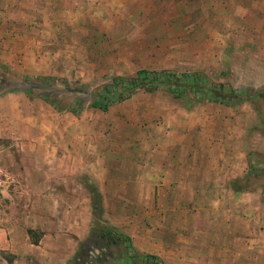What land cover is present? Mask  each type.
I'll list each match as a JSON object with an SVG mask.
<instances>
[{
    "label": "rangeland",
    "instance_id": "rangeland-1",
    "mask_svg": "<svg viewBox=\"0 0 264 264\" xmlns=\"http://www.w3.org/2000/svg\"><path fill=\"white\" fill-rule=\"evenodd\" d=\"M19 1L21 47L33 42L39 53H13V35L1 29L13 21L0 20V94L24 89L46 96L62 112H70L67 107L96 110L90 103L110 77L130 76L144 67L200 71L215 85L235 89L239 98L222 105L192 94L173 97L140 89L110 105L108 112L119 117L114 131L120 164L105 174L95 167L93 174L104 177L108 190L99 192L93 184L87 198L68 199L67 221L30 228V234L13 221L31 199L19 202L0 191V264H134L145 253L157 256L160 264H264V249L247 215L213 206L204 190L180 188L176 182L186 179L183 167L164 169L157 155L162 135L169 143L175 131L182 133L183 144L195 143L207 153L206 131L217 124L209 114L220 113L225 124L246 128L247 162L257 165L264 158V15H255L258 21L249 27L235 18L210 21L205 0H190L195 5L189 0H102L101 6L94 0L64 6L60 0L58 15L78 19L55 37L43 19L37 22L38 33L29 31L31 5L44 18L52 11L48 0H0V13L17 14ZM22 61L33 66L31 71L20 67ZM11 141L0 132V179L19 160ZM148 148L150 157L142 158ZM184 152L189 149L180 156ZM202 175H195L194 186L205 179ZM105 227L127 236L128 243L113 244L102 234Z\"/></svg>",
    "mask_w": 264,
    "mask_h": 264
},
{
    "label": "crops",
    "instance_id": "crops-1",
    "mask_svg": "<svg viewBox=\"0 0 264 264\" xmlns=\"http://www.w3.org/2000/svg\"><path fill=\"white\" fill-rule=\"evenodd\" d=\"M59 1L48 0L52 11L44 18L37 12L34 13L31 5V33L41 30L37 26L40 19L46 22L47 28L55 37L65 27L74 28L73 20L78 17H60L55 10ZM61 1L64 6L69 2L77 5L86 3L85 0ZM101 2L102 0H94V5L101 6ZM189 5L195 3L189 0ZM204 5L210 21L235 18L251 27L258 21L255 15H264V0H205ZM16 7L17 14L0 13V20L13 21L12 26L1 29L13 35V53L20 51L21 56L31 57L34 53H39L38 45L31 42L23 46L24 48L21 47L20 40L24 29L20 1ZM20 67L25 72L33 68L24 61ZM209 116L217 124H213L206 131L209 138L205 144V148L208 146L207 153L203 146L198 148L197 144L191 142L183 144L180 137L182 133L176 134L175 131L173 141L166 143L163 134L164 141L158 143L159 164L164 169L169 164L174 165L175 170L178 166L183 167L182 174L184 173L186 179L177 178L176 182L180 183V188L204 190L212 198L213 206L227 208L229 213H234L237 208L239 214H246L252 223L255 241L264 249V158L257 165L248 163L243 139L244 133H247L246 128L225 124L220 113H211ZM118 118L108 110L99 109H80L77 114L62 112L40 97L27 96L20 90L1 93L0 132L12 138L11 143L19 160L13 162L11 169L2 171L0 191L4 196L13 195L19 202L22 199H31L30 203L24 201L21 204V213L15 216L13 222H20L28 229H49L54 223L63 224L68 220L69 198H87L93 191V184L99 192L107 191L104 177L93 174L95 167H98L100 174H105L109 167L120 164L121 148L114 131V127L119 124ZM173 130H177V127ZM149 148L145 149L142 158L150 157ZM183 149H189V152L180 156ZM94 150L99 153L103 151L104 156L91 154ZM106 154L108 158L105 157ZM200 174L205 175V179L202 182L201 179L198 180L199 187L194 186V177ZM113 182L117 183V179L113 178ZM87 184H90L89 192ZM27 212L30 217H27Z\"/></svg>",
    "mask_w": 264,
    "mask_h": 264
},
{
    "label": "trees",
    "instance_id": "trees-1",
    "mask_svg": "<svg viewBox=\"0 0 264 264\" xmlns=\"http://www.w3.org/2000/svg\"><path fill=\"white\" fill-rule=\"evenodd\" d=\"M43 78V77H41ZM148 92L161 91L170 94L173 97H180L186 94H192L199 100L212 101L222 105H228L234 99L239 98L237 91L229 86L222 84L215 85L202 72L196 70L190 71H171L166 69L137 68L130 76H112L109 81L102 85V89L97 91L95 98L90 106L101 111L108 109L115 102L122 101L130 97L137 90ZM22 91L27 96H32L31 91L24 89H15ZM9 91V90H8ZM53 108L59 109L46 96L37 95ZM73 114H77L79 109L66 108ZM26 232L30 234L31 229ZM111 239L113 244L117 242L128 243L127 236L115 233L110 227H105L102 231ZM160 264L157 256L145 253L141 255L139 261L134 264Z\"/></svg>",
    "mask_w": 264,
    "mask_h": 264
}]
</instances>
